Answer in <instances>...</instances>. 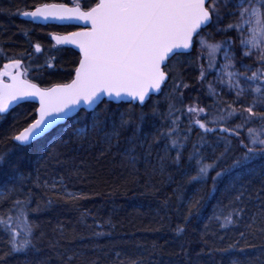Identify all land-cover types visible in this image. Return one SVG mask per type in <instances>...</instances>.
Wrapping results in <instances>:
<instances>
[{
  "label": "snow or ice",
  "instance_id": "6c2138e0",
  "mask_svg": "<svg viewBox=\"0 0 264 264\" xmlns=\"http://www.w3.org/2000/svg\"><path fill=\"white\" fill-rule=\"evenodd\" d=\"M33 7L34 10L18 14L33 22H80L83 27L80 31L53 36L57 45H73L79 50L69 83L42 89L20 79L18 74L0 73V77L9 75L11 80L4 83L0 79V119L14 105L32 98L39 100L31 122L22 130L14 125L10 135L4 137L20 152L71 119L68 127L49 140V148L59 142L70 151L74 143L82 146L93 135L100 136L107 150L115 147L133 169L141 158L147 159L154 149H160L163 155L157 152L159 174H164L166 160L170 159L178 170L183 163L188 183L207 185L211 181L208 197L213 199L220 178L233 172L251 173L249 165L258 158L264 159V0H92L91 3L75 0L72 7L47 3ZM216 34L226 38L216 41ZM205 49L209 54L207 65L199 64L196 79L206 85L214 103L201 107L196 97L195 103L185 105L184 90L193 85L185 82L187 69L181 57L190 58L186 62L190 68L205 59ZM35 51H41L39 44L35 45ZM193 51H197L194 57ZM216 54H222V59L218 60ZM20 65L21 61L16 59L11 66ZM212 71L215 77L210 81ZM169 80L168 109L161 113L158 102L150 101L154 94L169 87ZM225 95L232 99L225 100ZM113 103L115 108L111 106ZM122 103L128 107L121 110ZM146 107L150 109L148 112L144 110ZM77 112L84 115L77 117ZM195 129H199L197 140L189 149ZM244 129L245 138L240 139ZM126 132L130 135L125 136ZM65 135L68 139H64ZM209 136L216 139L209 140ZM233 140L237 141L235 145ZM221 143L223 151L218 152ZM237 150L241 155L234 157L228 168H221L224 157ZM62 155L53 150L48 160L65 163ZM5 165L10 171L5 170ZM152 172L157 169L153 167ZM0 175L8 176L0 188V264H101L100 256L89 259L86 252L69 245L76 239L111 236V231H93L91 237H85L78 235L75 228L69 234L58 224L49 237L33 217L53 201L49 198L44 205L36 201L32 207L33 192L25 190V178L10 150L0 152ZM34 183L36 188L53 191L68 202L88 198L84 193L68 191L63 178L51 183L42 180L39 169ZM225 191L229 193L228 203L217 201L208 217L201 234L203 247L196 253L195 264H225V258L227 264H264V184L255 195L235 181ZM5 202L9 204L7 208L2 206ZM249 204H254L256 210L252 211ZM203 207L204 197L189 201L183 224L175 228L177 236L183 235L186 225L200 215ZM87 215L81 214L80 223L93 227L86 224ZM212 222L226 233L235 231L236 238L224 246L225 236L211 231ZM106 223L110 229L115 228L110 220ZM94 226L103 227L99 223ZM209 236L220 243H210ZM91 251L102 253L106 264H145L142 254L124 252L115 245L111 251H105L97 243ZM176 255L183 258L178 264H193L183 244Z\"/></svg>",
  "mask_w": 264,
  "mask_h": 264
},
{
  "label": "trees",
  "instance_id": "16d2710c",
  "mask_svg": "<svg viewBox=\"0 0 264 264\" xmlns=\"http://www.w3.org/2000/svg\"><path fill=\"white\" fill-rule=\"evenodd\" d=\"M74 2L75 0H0V69L4 63L19 59L25 79L43 89L70 82L79 56L71 49L55 47L50 37L53 34L70 33L75 28L34 25L19 19L18 13L33 10V6L38 4L73 6ZM87 2L91 3L92 0H87ZM219 37L223 35H215V38ZM36 44L40 45V52L35 51ZM192 56H195L194 52ZM188 59L190 58L181 57V60L185 61L183 67L187 69L184 72V79L186 83L194 87L195 84L200 85L196 79L197 64L189 68L186 63ZM170 85L171 80H169V87H165L164 92L152 97L150 101V103L158 102L161 113L168 109L169 100L166 94L169 93L167 90ZM201 88L195 87L189 97L190 102L195 103V98L199 97L201 107L212 105L214 99L208 96L207 92L201 91ZM189 90H184L185 101ZM111 106L116 107L115 104ZM99 107L102 108L103 105ZM127 107L128 104H122L121 110ZM35 110L34 104L24 103L0 119V152L10 150L12 160L18 161L19 170L25 178L24 188L25 190L31 189L33 192L32 207H35L36 201L44 205L49 198L52 199L53 203L50 206L33 217L41 223L49 237L53 236L52 230L58 224H62L69 234L71 229L75 228L78 235L85 237H91L93 231L112 232L111 236L76 239L74 244L69 245V247L86 252L89 259L100 256L101 264H106L103 254L91 251L97 243L104 246L105 251H111L112 246L115 245L118 250L131 254H142L145 264H178L183 258L177 256L176 253L180 251V246L183 244L195 264L196 253L203 247L200 240L204 226L208 223V217L212 215L217 201L228 203L229 193L225 189L230 182L235 181L237 186L244 184L253 195L264 184V159L260 158L249 165V168L253 170L251 173L233 172L220 178L213 199L208 197L211 181L209 180L207 185L188 183V175L185 174L186 165L183 163L178 170L175 165L171 164L170 159L166 160V170L163 175L159 174L157 152L163 155L160 149H154L152 156L147 159L141 158L136 168L133 169L128 160L115 147L108 151L107 145L100 136L93 135L82 146L74 143L70 151L59 142L53 143L49 148V140H54L63 128L68 127L71 120L53 130L46 138L20 152L10 139H4V137L10 135L14 125L22 130L35 116ZM144 110L148 112L150 109L146 107ZM83 115V112H79L76 116ZM156 123L159 125V119ZM245 131L246 129L241 131L240 139H244ZM197 133L198 130L192 132L189 149L191 144L197 140ZM124 135H130V132ZM64 139H68V135H65ZM215 139V136H209V140ZM123 142L122 137L121 144ZM236 142L233 140L234 145ZM223 147L221 143L218 152L223 151ZM53 150L63 153L61 159L66 162L56 164L54 161H49L48 157ZM172 153L174 155L171 154V156L174 157L175 151ZM239 155L241 153L238 150L229 153L221 161L220 167L228 168L233 158ZM20 156H23V159L18 160ZM186 156L187 152H185ZM153 167L157 169V172H152ZM38 169L42 180L47 179L51 183L52 180L58 181L63 178L68 191L84 193L88 198L73 203L60 199L53 191L36 188L34 181ZM5 170L10 171L7 165H5ZM219 170L218 168L217 171ZM211 175L214 176L215 172ZM5 181H8V176L0 175V188L4 187ZM200 197H204V207L200 215L191 219L183 235L177 236L175 228L183 224L189 201ZM2 206L7 208L9 204L5 202ZM249 207L252 211L256 210L254 204H249ZM82 213L88 214L86 224L93 225V227L80 223ZM109 220L115 228H109L106 223ZM95 223L103 227L96 228ZM210 229L217 232V235L225 236L224 246L236 238L235 231L227 230L226 233V230L218 228L216 222L211 223ZM208 239L210 243H220L216 237L209 236ZM253 242L260 243L259 240ZM225 264H227L226 258Z\"/></svg>",
  "mask_w": 264,
  "mask_h": 264
},
{
  "label": "water",
  "instance_id": "95a60500",
  "mask_svg": "<svg viewBox=\"0 0 264 264\" xmlns=\"http://www.w3.org/2000/svg\"><path fill=\"white\" fill-rule=\"evenodd\" d=\"M69 7H72V6H69ZM33 10H34V9H33ZM18 17H19V19L24 20V21H27V22H30V23H32V24H34V25H41V26L52 25V26H59V27H73V28H75L76 30H75V31H72V32L80 31V30L82 29V27H83L82 23H80V22H59V21H48V22H44L43 20H37V21L33 22V21L31 20V18H26V17H23V16H21V15H19ZM66 34H68V33H66ZM66 34H53V35L50 37V40L52 41V43L54 44V46L71 49V50H73L74 52H76V53L78 54V56H79V50H78L75 46H73V45H57L55 39H53V36H55V35H61V36H63V35H66ZM12 62H13V61H8V62L4 63V64L2 65V67H1V69H0V73H9V74H12V75H17V74H18V75L20 76V79H24L23 76H22L21 68H20L21 65H20L19 68L12 67V66H11V65H12ZM5 65H9V67L6 68ZM73 76H74V74H73ZM72 78H73V77H72ZM0 79H2L4 83H11V80H10V78H9V75H3L2 77H0ZM68 83H69V82H68ZM52 87H53V86H52ZM40 88H41V87H40ZM42 89H43V88H42ZM157 95H159V94H154L152 97H155V96H157ZM24 103H31V104H34V105L36 106V109L39 107V100H38V98H32V99H30V100H28L27 102H24ZM24 103H21V104H24ZM21 104H19V105H21ZM113 104H114V103H113ZM122 104H127V103H122ZM19 105H14V106L10 107V109H9L8 112H10L11 110H13L14 108H16V107L19 106ZM78 113H79V112H77L76 115H77ZM6 114H7V113H6ZM6 114H4V115H6ZM35 115H36V112H35ZM65 123H66V122H62L61 124L57 125V126L54 127L53 129H51V130L49 131V133H51L53 130H55V129L58 128L59 126L64 125ZM49 133H48V134H49ZM48 134H47V135H48Z\"/></svg>",
  "mask_w": 264,
  "mask_h": 264
},
{
  "label": "rangeland",
  "instance_id": "374dc122",
  "mask_svg": "<svg viewBox=\"0 0 264 264\" xmlns=\"http://www.w3.org/2000/svg\"><path fill=\"white\" fill-rule=\"evenodd\" d=\"M218 36H221V34H217ZM233 37H235V33H232L231 34ZM226 37L225 36H223V37H219V38H215V40L216 41H220V40H222V39H225ZM239 45V42L237 41V46ZM197 49H199V46H197ZM194 52V54H195V56L197 55V51H193ZM203 55H204V57H205V59L203 60V61H198L197 62V73H196V78L198 77V75H199V71H198V66H199V64L200 63H204L205 64V66L207 65V57H208V51L205 49V50H203ZM216 58L218 59V60H221L222 59V54H216ZM246 62H248V63H251V61H246ZM214 77H215V71H212V73L208 76V79L211 81V80H213L214 79ZM202 87L201 88V91H205V92H207L206 91V85H204V86H202L201 84L200 85H198V84H195L194 85V87H192L190 90H189V92L188 93H186V95H187V99H186V101L184 100V103H185V105H187V104H192L191 102H190V99H189V97L192 95V92H194V89H195V87ZM216 90H217V92H219L220 91V88H219V86H216ZM171 91V87L167 90V92H170ZM225 91H227L226 89H225ZM205 92H203V93H205ZM225 100H231L232 99V97L231 96H229V95H225L224 97H223ZM185 123H187V121L185 120ZM231 126V125H230ZM249 127H255V126H252V125H250ZM195 130H198L199 131V129H195ZM247 131V130H246ZM246 131H245V133H246ZM244 138H245V134H244Z\"/></svg>",
  "mask_w": 264,
  "mask_h": 264
},
{
  "label": "bare ground",
  "instance_id": "6f19581e",
  "mask_svg": "<svg viewBox=\"0 0 264 264\" xmlns=\"http://www.w3.org/2000/svg\"><path fill=\"white\" fill-rule=\"evenodd\" d=\"M172 155H174L173 153H171Z\"/></svg>",
  "mask_w": 264,
  "mask_h": 264
}]
</instances>
